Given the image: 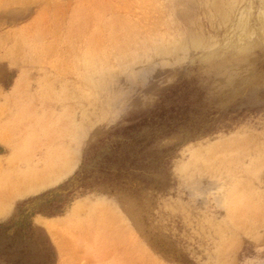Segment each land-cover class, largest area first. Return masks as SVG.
Here are the masks:
<instances>
[{"label":"rangeland","instance_id":"1","mask_svg":"<svg viewBox=\"0 0 264 264\" xmlns=\"http://www.w3.org/2000/svg\"><path fill=\"white\" fill-rule=\"evenodd\" d=\"M59 187L22 264H264V0H0V224Z\"/></svg>","mask_w":264,"mask_h":264},{"label":"trees","instance_id":"2","mask_svg":"<svg viewBox=\"0 0 264 264\" xmlns=\"http://www.w3.org/2000/svg\"><path fill=\"white\" fill-rule=\"evenodd\" d=\"M143 144H144V139L142 138V140L138 142V145H140L141 147ZM131 152L135 153V148H132L131 150L126 151V154L130 155ZM114 154L116 153L114 152ZM104 159L110 160L108 156H106ZM86 178H87V175L82 173V176L78 178L76 183L84 181V179ZM69 187H72V186L70 185ZM69 187H67V189L65 190V192H63V194L60 191H58L59 189L62 188V187H59L55 191L51 190V191L41 194L40 196L27 200L26 202H24V204L20 206V219H18L15 222H8V223L0 224V260L1 261L3 260L4 262H10L12 264H22V257L21 259H14V254L11 252V247L13 245L8 242H3V238L12 240L13 237H17L21 240L22 238L33 236L34 228H33L32 221H30V218L36 213L41 212L42 208L47 206L46 204H43V203H47L48 201H50L47 199L49 195L51 196L59 195L62 197L64 194L69 193L71 189ZM60 201L61 200H59L58 203ZM38 202H40V204Z\"/></svg>","mask_w":264,"mask_h":264},{"label":"bare ground","instance_id":"3","mask_svg":"<svg viewBox=\"0 0 264 264\" xmlns=\"http://www.w3.org/2000/svg\"><path fill=\"white\" fill-rule=\"evenodd\" d=\"M228 3V8H231V7H229V6H231L230 4H229V2H227ZM226 3V4H227ZM233 3V2H232ZM251 4V3H250ZM235 5V4H234ZM233 5V6H234ZM220 6V5H219ZM222 6V5H221ZM223 7V6H222ZM235 7H236V5H235ZM224 9L222 8V11H223ZM231 12H232V9H231ZM236 12V11H235ZM236 15V14H235ZM224 16H227V18L229 17V15H224ZM244 17V16H243ZM242 17V18H243ZM248 17V16H247ZM222 18H224V17H222ZM239 20V19H238ZM245 21V20H244ZM241 22V21H240ZM230 23V22H229ZM246 23V22H245ZM227 24V23H226ZM238 24H242V23H238ZM246 25V24H245ZM244 27V26H243ZM249 36H251V35H249ZM240 40H233L232 41V45L233 44H235V43H239L240 44V46H242V47H246V46H248L250 43H251V41H253L254 39L253 38H249V37H246V38H239ZM219 43H220V41H219ZM210 53V52H209Z\"/></svg>","mask_w":264,"mask_h":264},{"label":"crops","instance_id":"4","mask_svg":"<svg viewBox=\"0 0 264 264\" xmlns=\"http://www.w3.org/2000/svg\"><path fill=\"white\" fill-rule=\"evenodd\" d=\"M9 206L6 204V206L2 209V211H6V210H9Z\"/></svg>","mask_w":264,"mask_h":264}]
</instances>
